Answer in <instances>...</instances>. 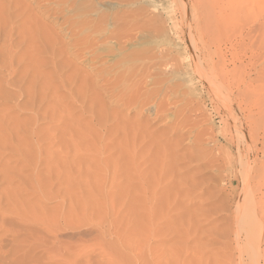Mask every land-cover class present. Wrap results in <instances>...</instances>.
Returning <instances> with one entry per match:
<instances>
[{
  "label": "rangeland",
  "instance_id": "1",
  "mask_svg": "<svg viewBox=\"0 0 264 264\" xmlns=\"http://www.w3.org/2000/svg\"><path fill=\"white\" fill-rule=\"evenodd\" d=\"M25 1L35 14L33 28L38 25L34 29L42 32V41H49L45 55L40 53L37 34L32 44L36 49L33 64L48 63L47 125L35 132L39 145L46 133L47 159L44 167L35 140L31 146L35 172H24L41 179L45 173V203L39 202V191L31 190L27 199L31 204L26 208L38 219L45 217L48 229L31 242H24V235L1 237L0 264H264V239L258 248L254 221L249 219L243 225L245 219H241L250 214L263 216L264 209L254 210L251 204L264 198V186L256 190L250 182L256 183L261 174L264 177V147L258 145V154L248 161L250 169L256 165L254 170L262 173L250 172V182L244 186L247 159L242 140L249 128L252 132L257 128L259 140L264 141V118L255 117L260 121L257 124L251 118L246 120L245 133L236 129L232 118L240 110L241 116L258 108L264 111V0H75L80 16L84 13L88 21L108 16L104 27L98 25L105 32L110 29V16L122 17L124 12L132 15V26L139 20H159L158 25L149 23L147 29L137 27L141 29L136 31L133 26L135 31L130 34L135 39L127 49L129 53L141 49L142 60L169 50L174 53L166 67H156L160 72L150 69L164 82L153 86L148 79V86L166 91L145 108L136 106L130 111L112 102L113 78L101 75L117 60L115 49L114 54L110 52L114 40L95 44V38L90 44L79 41L74 29L70 33L68 23L74 20L72 11L76 13L73 3ZM252 90L259 95L251 94ZM219 98L231 101L233 110L224 104L221 107ZM242 99L246 101L240 103ZM111 108L114 112L108 111ZM128 123L135 125L132 134L126 133ZM148 177L157 182L147 183ZM252 190H256L254 194ZM262 227L264 230V224Z\"/></svg>",
  "mask_w": 264,
  "mask_h": 264
},
{
  "label": "bare ground",
  "instance_id": "2",
  "mask_svg": "<svg viewBox=\"0 0 264 264\" xmlns=\"http://www.w3.org/2000/svg\"><path fill=\"white\" fill-rule=\"evenodd\" d=\"M34 1H36V0H34ZM41 1H39V2H41ZM74 1L75 0H58V3L62 4L63 6H65L69 3H73L72 4L73 6L75 5L73 8H75L76 13H75V11H72L75 14V17L73 18L74 20H72V22L68 23L67 21L69 18H67V20L65 18V20H66L65 22L70 24V26H69L70 28L72 27V32H70V33H73L75 30L74 33L79 34V41L82 40L83 42H89L90 44H91V42L93 43L95 38H97V41L95 40V42H94L95 44L99 43L100 41L102 42V40L105 41L106 39L107 40H114L112 50L110 52L113 51V54H114V49H115L117 62L115 61V64H113L112 68H110V70H108V72H105V74H102L103 72H101L102 76H104V77L109 76V77L113 78V82L110 85V91H109V93H110L109 98L114 99L112 101L113 103H115V104L120 103V105L122 106V107L120 106L121 109L122 108H125V109L129 108V111L132 110L133 108H135L136 106H140L139 108L142 109V108H145V106L151 104L153 102V99L157 98L159 94L166 91L165 90L166 88H164V89L162 88L163 90L161 89L162 91H160V92H157L155 90V88H150L148 86V84L150 82V81H148V79L152 81V82H150L149 85L155 86L157 84H160L163 80L162 79H160L161 81L159 80L160 74L158 72H160V71L158 69L162 70V68H160V67H163V66L166 67L168 59L171 58L170 61L173 60L172 57H174V56H172V57H170V56L174 53L171 54V51L169 50V52H166L168 54H166V53L162 54V52H161L160 55L156 56L155 58H153V55H152L151 56L152 58L149 57L150 58L149 60H147L148 56H147L146 60H142L143 53L140 52L141 49L136 48L135 49L136 51L135 50L133 51L131 49L132 52H130V53L128 52V49H127L130 46L129 43L132 44L133 38L135 39V37L133 36V33L130 34V32L135 31V27H133V26H136V31H138L141 28H137V27H144L145 26V28H146L147 25H149V23H150V25H152V23H154V24L157 23L156 25H158L159 20L157 18L149 19L145 22H142L141 20H139L138 22H135L136 24L134 23L132 26L129 23V21H130L129 20L130 19L129 14L130 13L124 12L125 15L122 17L120 14H119L120 17L118 15H117V17L116 16L112 17V16H114V15H112L108 19L109 23H110V29H108V31L106 30L107 32H105V30L103 28L104 27L103 24H104L105 19L108 16L107 17L105 16L106 18L104 16H101L98 20L95 19L96 22L91 21V20L88 21L86 19L87 16H85V17L82 16L84 14L83 12H82L83 14H81L82 17L80 16V12H79L80 8L78 9L76 4H74L75 3ZM107 1H109V0H107ZM116 1H119V2H126L127 1L128 2V0H115V2ZM43 2H44V0H43ZM43 2H42V5L45 3V2L44 3ZM45 5H48V2ZM54 5H56V3ZM59 6L62 7L61 5H59ZM44 8H47V7H44ZM53 8L55 9V7H53ZM57 8H58V6H57ZM73 8H70V9L73 10ZM50 10H52V9H48L46 11L48 12ZM125 10H127V9H125ZM141 10H142V8H141ZM32 11L33 10L30 7V4L25 0H0V238L3 236H6V235H10V236H12L13 239H15L14 237L18 238V237H21L24 235V237L26 238V240L24 241V237H23L22 240L24 242L30 241V240L34 241V239H36L37 237L40 238L41 236H44L45 233L47 232V229H48V225L45 222L46 221L45 217H41L42 219L41 218L38 219V217L32 215V210L29 209L30 207L26 208V204H28L27 206H29V203H30L27 199H28V195L31 194V190L39 191L38 197H39V200H40L39 202L41 203V205H43L46 201L45 173L43 174V179H41L39 177L35 178L34 175L29 176L27 174H24V172H32V174H34L35 169H36V167L33 163L34 160L31 156L32 155L31 146H34L33 144L35 143V140H36V147H37V150L39 151V155H40V161L44 167H45L46 159H47L45 156L46 147L44 146V142L46 140L45 139L46 133L44 132L43 135L41 134L42 135L41 136L42 137V144L39 145V140L37 139V135H39V134H35V132L37 131V129L45 130L46 125H47V122H46L47 115L45 112V107H46V105H48L47 104V97H48L47 91H48V84H49V77H48L49 74L47 73V72H49L47 69L48 63H47V61H44L40 65H34L33 64L32 57L34 58V56H35L34 53H35L36 49H34V46H32V44H33V39L37 34L38 39L40 40V46H41V52L40 53L42 55H45L46 53L48 54L49 41L46 40V43H48V44H46L42 41V37L40 36V35H42V32L38 31L39 32L38 33L37 30H35V29H37L38 25H35V27H34L35 29L33 28V24L36 20H34L35 18L32 15V13H33ZM43 11H44V9H43ZM59 11H60V9H59ZM104 12L105 11H103V13ZM61 13L62 12H59L60 16H62ZM78 13H79V15H78ZM126 13H127V15H126ZM45 14H46V12H45ZM55 14L58 15V13H56V12H55ZM65 14H66V12H65ZM135 14H136V12H135ZM50 15H51V13H50ZM141 15H143V14H141ZM65 17H67V16H65ZM131 17H132V15H131ZM134 17H135V15H134ZM55 18H57V17H55ZM39 22L40 21H38V23ZM92 22H94V23H92ZM95 23H98V24H96L97 26L96 25L94 26ZM99 24H101L103 26L102 29H101V26H98ZM129 24L131 27H133V29H131V27H130V30L128 29ZM156 25L154 26V28L156 27ZM108 26H109V24H108ZM150 27H152V26H150ZM123 28H124V30H123ZM155 29H158V28L156 27ZM152 30H154V29H152ZM151 32H153V31H151ZM84 33H86L88 35L86 37H83ZM144 33H145V30H144ZM14 34H16L17 37H14ZM143 35H142V37H143ZM161 37H159V38H161ZM162 39H164V38H162ZM131 40H132V42H131ZM139 42H141V41H139ZM148 43L149 42H147V44ZM136 44H138V43H136ZM139 44L141 45V43H139ZM135 45L133 44V46H135ZM143 47H144V44H143ZM110 49H111V46H110ZM110 49H107L108 52ZM104 50L106 51V48ZM166 51H168V50H166ZM172 51H174V49ZM146 53L148 54V51ZM201 55H202V53H201ZM118 58H119V60H118ZM197 60H199V56H197ZM137 61L139 62L138 64L136 63ZM169 62H168V64H169ZM172 62L175 63V61H172ZM135 63L137 64V66H135L133 68H129L131 65H133ZM216 63H213L211 65L214 66V64H215V66H216ZM237 63H239V62H237ZM169 65H171V64H169ZM175 66L177 67V65H175ZM238 66H239V64H238ZM151 68H156L158 70V72L156 71L155 73H153L155 70H153V72H151L150 71ZM246 68H248V67H246ZM179 69H180V67H179ZM179 69H177V70H179ZM237 69L240 70V68H236V70ZM242 69H243V66L241 67V70ZM252 69H253V67H252ZM195 70L196 69L194 68V71ZM210 71H212V70H210ZM247 71H248V69H247ZM174 72H176V71L174 70ZM204 72H205V70H204ZM249 72H250V69H249ZM253 72H254V70H253ZM239 74H241V72ZM205 75H206V72H205ZM242 76H243V74H242ZM174 77H175V75H174ZM204 79L205 78H203V80ZM250 80L251 79H249V82H250ZM173 81L174 80H172V82ZM175 81H177V79H175ZM204 81H207V80H204ZM220 82H222L221 85H224L223 83L225 81H220ZM252 83H254V81ZM252 83L249 85H252ZM175 84L176 83H174V85ZM227 86H228V83H227ZM231 86H233V85H231ZM244 86L247 87L248 85H244ZM240 87H241V85H240ZM246 87H244V88H246ZM228 88H227V90L226 89L225 90L228 91ZM250 89H252L251 86H250ZM250 89H247V91H250ZM253 89H255V88H253ZM258 90L259 89L255 90V91H258ZM229 91H231V89H229ZM255 91L252 90L251 94L259 95V92L254 93ZM245 92H246V90H245ZM165 95H166V93L163 96H165ZM207 95H208V93H207ZM249 95L250 94H248L246 96H249ZM253 97H258V96H253ZM213 98H215V96ZM220 98L218 100H220ZM245 98H248V97H245ZM249 98H251V97L249 96ZM223 100H224V98H222V101L220 100V102H219L221 104V107L224 104L226 106H224V105L223 106L227 110L232 111L233 109H231L232 108L231 101L228 103H225V101H223ZM236 100H238V99H236ZM245 101H246V99H244V100L242 99L240 103H244ZM253 101H254V99H253ZM215 103H213V104H215ZM160 105H163V103ZM211 105H212V103H211ZM255 107L258 108L257 104ZM238 108H242V107L240 106ZM249 108H250V106H249ZM108 109H109V107H108ZM259 109L260 108L256 109L255 111L253 110L254 112H249L248 114L246 113L247 115H243V116H241V114H240L241 110H240L239 113L237 112L238 113L237 117L235 115H234L235 118H234V116H232V118L236 121V123H235L237 126L236 129L238 128V130L242 131V133H245L244 123L246 120H249L250 118L252 120L251 122L254 121V122H256V124L258 122H260L259 120L262 117L264 118V111H261ZM145 110L148 111L149 109L146 108ZM156 110H159V105L156 107ZM222 110L223 109L220 108V111H222ZM108 111L114 112L112 110V108ZM139 111H140V113H143V111H141V110H139ZM218 111H219V109H218ZM117 113L121 114L122 112L118 111ZM111 114H113V113H111ZM248 115H250V116H248ZM101 116H103V115H101ZM120 116L121 115H119V117ZM252 117H254V118H252ZM255 117H259V120H258V118L256 119V120H258V122L255 121ZM105 120H107V119H105ZM121 120L123 122V119H121ZM137 121L138 120H133V123H135ZM262 121H264V119ZM39 122H41V123H39ZM124 123H122V125ZM125 126H127L126 127V133L127 134H128V132H129V134L134 133V131H135L134 130V128H135L134 124L131 125L128 123V124H125ZM226 126H227V124H226ZM124 128L125 127L123 126V128H121V129H124ZM127 130H129V131H127ZM176 132H177V126L175 125L174 134H176ZM248 132H249L248 134H246V135L244 134L245 135L244 138L240 137V138H243L242 143H243L244 150L246 152L245 155H246V159H247V162L245 164L246 166L244 168V173H243L244 186H246V184L250 182V181L248 182V176H249L250 172H254L255 170H257L256 165H255V168H253V169L249 168V166L252 165L250 162L249 163L251 165L248 163V161L251 159L250 157L258 154L257 153L258 152L257 150H259V149H257L258 145L262 144L261 145L262 148L264 147V141H260L259 140V134L256 133L257 128H256L255 132H252L249 128ZM121 133H123V132H121ZM223 133H226V129ZM222 135H224V134H222ZM121 136L124 137V139H125V136H123V135H121ZM127 136L129 138V135H127ZM26 141H28V142H26ZM35 150H36V148H35ZM120 151H122V150H120ZM124 154H125V151H124ZM256 163H258V162H256ZM243 167L244 166H242V168ZM262 171H263V169H262ZM255 172H256V174L262 173V172L260 173L259 171H255ZM139 173L140 172H138V174ZM259 174H257V175H259ZM139 175H141V178H142V176H143L142 173ZM139 175L137 177H140ZM257 175H255V177H257ZM156 176H153V178L154 177L158 178V182H160L159 181L160 176L158 177V174ZM252 177L250 179H254V174ZM262 177L263 176L261 174V177L256 179V183L250 182V183L255 184L256 190H258L262 186H264V177H263V179H261ZM148 178L150 181H147V183L152 184V182H154V183L157 182L156 178L155 179H153L152 177L151 178L148 177ZM31 182H33L32 186H31ZM140 182H145V181H144V179H142V181H140ZM256 190H252L251 194H254V192ZM24 191H26L27 193L26 194L22 193ZM256 193H258V191ZM252 200L253 199L251 198L250 201L252 202ZM262 200H264V198H261V199L257 198L256 201L253 202V203H255V206L257 208L252 205L253 203L251 204V207H254L253 208L254 210L260 209V208H262V210H263L264 206H261V204L263 205L264 201H262ZM248 207H250V206H248ZM23 208L25 210H23ZM248 211H250V210H247V213H248ZM251 211H252V209H251ZM255 212H257V211H254L253 213H255ZM262 213H263V216H262V218H263L264 217V211ZM257 214H261V213H257ZM250 215L248 216V218L242 217L241 219H245L244 221L247 222L246 224L244 221L242 223H243V225H247L249 223V219L250 220L252 219V221H254L253 222V223H255L254 226H256V228H257L256 232L258 234L257 241H258V248H259L260 244L263 242V239H264V230L262 229L264 221L262 222V218H260V216L262 214L259 215V217L257 215H254V214H253L254 216L251 215L252 217ZM252 221H250V222H252ZM38 223H39V226H37V225L35 226V224H38ZM34 227H36V229L39 228L40 232L36 231ZM32 228H34V229H32ZM32 230L33 231L35 230L36 234L33 233ZM37 232H39V233L37 234ZM27 239H29V240H27Z\"/></svg>",
  "mask_w": 264,
  "mask_h": 264
}]
</instances>
